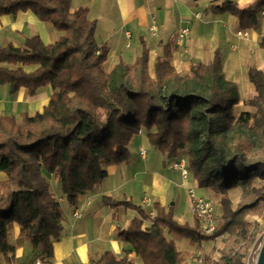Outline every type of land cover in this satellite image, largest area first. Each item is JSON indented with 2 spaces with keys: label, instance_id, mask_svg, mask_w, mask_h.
<instances>
[{
  "label": "trees",
  "instance_id": "16d2710c",
  "mask_svg": "<svg viewBox=\"0 0 264 264\" xmlns=\"http://www.w3.org/2000/svg\"><path fill=\"white\" fill-rule=\"evenodd\" d=\"M72 0H0V15L14 17L30 10L40 21L62 32L53 43L38 35L23 37L22 46H0V85H9L12 95L21 87L29 97L44 86L52 93L41 112L0 115V255L14 253L8 241L13 222L37 257L53 258V242L63 228L59 201L49 189L43 171L60 183L66 203L76 206L81 195L93 192L107 177L105 167L129 160L127 148L133 136L145 131L151 146L166 158L183 156L199 187L219 193L222 220L211 234L178 223L173 205L153 203V214L131 200L103 196L107 206L133 209L126 228L116 227L117 237L130 245L143 264H180L182 255L174 239L200 243L240 225L243 209L231 208L228 190L250 185L255 176L264 178V162H247L254 141L244 130L260 129L264 148V71L250 66L249 81L255 95L246 100L254 107L236 117L239 101L235 82L227 79L218 51L210 63H194L179 72L164 49L157 58L152 77L147 69L148 48L132 64L119 61L111 71L103 66L108 48L94 37V22L87 9L71 10ZM264 8L258 0L253 8L240 9L232 1L209 7L228 11L241 29L256 28ZM264 45V44H263ZM35 66L31 71L24 66ZM235 133L230 159L225 162L219 138ZM264 196H261V200ZM150 224L143 227V221ZM165 229L171 238H168ZM126 252V250H125ZM99 264H135L127 256L116 258L104 252ZM220 264H244L226 259Z\"/></svg>",
  "mask_w": 264,
  "mask_h": 264
},
{
  "label": "crops",
  "instance_id": "0c3cea01",
  "mask_svg": "<svg viewBox=\"0 0 264 264\" xmlns=\"http://www.w3.org/2000/svg\"><path fill=\"white\" fill-rule=\"evenodd\" d=\"M225 1L247 9L253 8L258 0H72L71 10L87 9L88 19L95 25V40L108 48L103 64L107 72L119 61L132 64L142 53V42L148 48L147 69L152 77L157 58L163 55L164 49L170 51L171 64L179 72L188 71L197 62L210 63L218 51L225 77L238 88L239 101L233 106L237 117L241 112L255 110L246 103L256 93L249 81L248 69L253 66L264 71V12L260 13L256 28L241 29L236 17L228 11L216 13L209 9ZM61 34L37 19L30 10L18 11L14 17L0 15L1 47L8 43L22 46L23 37L32 35H38L44 43H53ZM34 68L24 66L27 71ZM8 90V84L0 85V115L11 114L17 122L21 121L22 113L33 116L41 112L52 93L49 86L39 88L31 97L24 87L12 95ZM140 142L144 157L140 155ZM127 148L129 160L105 167L107 177L93 192L81 195L76 206L62 204L60 185L57 184L54 192L51 186L54 176L43 171L64 218L60 239L53 242L51 264H99L98 259L106 251L116 258L127 256L135 264H143L133 251H127L130 245L116 235V227L126 228L137 216L136 211L123 206L111 208L104 204L103 196L131 200L140 206L142 197H148L151 206L143 207L148 213L153 203L164 207L173 205L174 219L189 226L196 222L189 199L190 189L200 197L220 200L221 195L211 188L199 187L191 172L183 178L178 170L172 169L169 162L173 158H166L151 146L144 130L132 137ZM5 178L6 174L0 171V180ZM76 211L80 216L74 215ZM149 224L150 221H143V227ZM8 241L15 246V251L7 257L0 255V264H26L30 256L36 254L20 235L16 222L9 229ZM174 243L182 255L180 264H195L188 252L194 251L200 243H191L188 238L174 239Z\"/></svg>",
  "mask_w": 264,
  "mask_h": 264
},
{
  "label": "rangeland",
  "instance_id": "374dc122",
  "mask_svg": "<svg viewBox=\"0 0 264 264\" xmlns=\"http://www.w3.org/2000/svg\"><path fill=\"white\" fill-rule=\"evenodd\" d=\"M242 133H245L248 137L253 139L255 144L251 150V153L245 155L246 161L264 162V148L260 145V129L257 132L254 130H244ZM223 137L224 138H219L218 142L219 146L223 150L222 155L225 159V162H227L231 156L232 151L230 147L234 142L235 133L232 130L226 131ZM57 184L58 186L60 185L59 181L54 179L53 184H51L52 190L54 192H56ZM59 192L62 195L60 186ZM198 194L196 195L198 196ZM228 196L232 209H243L242 217H240V225L227 231H223L213 239L202 241L200 244L198 243L199 245L194 251L188 252V256L195 264L197 263L194 261V258L198 254H200L203 259L201 264H210V262H213V264H220L229 258L240 260L243 263H249L258 251V244L260 242L261 233L264 228V224L261 219L260 199L261 196H264V178L255 176L250 185L244 184L232 187L228 190ZM62 198V204L65 207H69L63 195ZM211 201L215 205V216L217 218V226H219L222 220V207L220 200L218 202L214 200ZM153 212L154 211L151 208L150 214H153ZM165 233L168 237L169 235L166 229ZM36 257V254L30 256L29 262L26 264H33V261Z\"/></svg>",
  "mask_w": 264,
  "mask_h": 264
},
{
  "label": "built area",
  "instance_id": "2783aa9c",
  "mask_svg": "<svg viewBox=\"0 0 264 264\" xmlns=\"http://www.w3.org/2000/svg\"><path fill=\"white\" fill-rule=\"evenodd\" d=\"M263 12L264 11L262 10L261 13ZM184 32L185 31H183L182 33ZM238 34L241 35V32H238ZM139 148H140V155L144 157L145 150L142 147V142L139 143ZM169 165L172 169L178 170L183 178H187L191 172L188 168L187 161L183 156L173 158L172 160H170ZM190 198H191L192 212L198 223V230L204 234H210L214 232L217 227V218L215 216L214 203L207 198L196 196L193 190L191 189H190ZM150 205H151L150 199L145 196L142 197L141 206L146 207ZM74 215L80 216V212L76 211ZM261 219L264 224V197L261 200ZM263 245H264V228L261 233V239L258 244L257 253L253 256V258L251 259L249 263H244V264H256L260 248ZM194 261L197 264H201L203 262L202 256L198 254L194 258ZM33 264H51V261L50 259L36 257L33 261Z\"/></svg>",
  "mask_w": 264,
  "mask_h": 264
},
{
  "label": "water",
  "instance_id": "95a60500",
  "mask_svg": "<svg viewBox=\"0 0 264 264\" xmlns=\"http://www.w3.org/2000/svg\"><path fill=\"white\" fill-rule=\"evenodd\" d=\"M256 264H264V245L260 248Z\"/></svg>",
  "mask_w": 264,
  "mask_h": 264
}]
</instances>
